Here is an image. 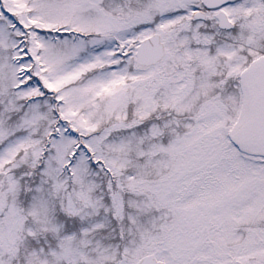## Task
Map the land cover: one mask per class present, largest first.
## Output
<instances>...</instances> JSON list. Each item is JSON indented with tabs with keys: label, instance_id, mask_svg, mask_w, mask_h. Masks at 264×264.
Returning <instances> with one entry per match:
<instances>
[{
	"label": "snow or ice",
	"instance_id": "obj_1",
	"mask_svg": "<svg viewBox=\"0 0 264 264\" xmlns=\"http://www.w3.org/2000/svg\"><path fill=\"white\" fill-rule=\"evenodd\" d=\"M0 264H264V0H0Z\"/></svg>",
	"mask_w": 264,
	"mask_h": 264
}]
</instances>
